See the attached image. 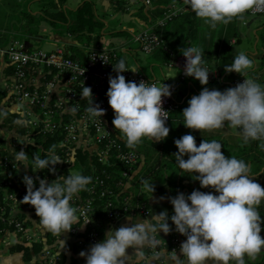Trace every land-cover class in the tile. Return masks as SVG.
Masks as SVG:
<instances>
[{
    "label": "clouds",
    "instance_id": "1",
    "mask_svg": "<svg viewBox=\"0 0 264 264\" xmlns=\"http://www.w3.org/2000/svg\"><path fill=\"white\" fill-rule=\"evenodd\" d=\"M184 3L212 29L234 19L243 20L249 12H264V0H184ZM180 51L185 58L184 75L205 86L182 110L184 127L198 132L213 131L224 128L227 123L231 129L238 130L237 135L244 144L264 141V85L244 78L223 91L209 90L206 85L210 71L205 67L202 48L191 46ZM253 67L254 61L240 52L224 70L246 77ZM113 71L116 76H109L106 96L114 113L111 121L114 129L119 130L126 145L133 149L143 138L151 143L163 142L170 132L166 125L169 112L163 108V99L172 95L171 86L163 82L158 86L144 80L126 81L121 73L137 71L129 70L123 59ZM82 97L88 99L86 112L91 118L100 119L105 115V110L93 103L90 87H83ZM174 144L177 152L173 157L179 168L193 173L201 188L212 191L193 190L189 195L178 193L168 197L173 210L171 216L167 210H162L151 213L150 218L126 217L125 224L109 229L103 240L93 244L87 252L79 253L86 264H132L133 257L141 256L146 247L159 248L162 242L165 245L159 233L167 236L173 231L172 226L186 237L179 246V254L176 252L172 257L175 264H229L230 261L245 264V257L255 260L264 251L261 235L264 219L258 211L264 201V187L250 175L251 165L235 156H225L217 140L202 139L197 146L195 136L185 134ZM258 146L264 150V142ZM55 147L49 149L45 158L33 157L35 171L47 169L55 174V166L64 162L55 154ZM15 160L28 168V155L23 149L15 152ZM22 182L26 187L22 204L34 208L44 229L60 237L79 224L80 210L71 202L88 190L92 177L74 171L67 176H57L50 183L28 175L22 177ZM144 188L151 196L155 192L154 184L149 181H144ZM60 244L62 249L66 248L65 240L60 239ZM130 248L133 249L131 256Z\"/></svg>",
    "mask_w": 264,
    "mask_h": 264
},
{
    "label": "built area",
    "instance_id": "2",
    "mask_svg": "<svg viewBox=\"0 0 264 264\" xmlns=\"http://www.w3.org/2000/svg\"><path fill=\"white\" fill-rule=\"evenodd\" d=\"M132 1L146 6L151 5L150 0ZM189 12L191 9L185 5L184 1L169 3L163 14L155 20L153 26H147L135 35V41L140 51L145 55H150L160 45L156 28H162L174 18ZM251 14L262 15L264 12ZM79 47L82 58L69 54L65 45H56L55 49L45 51L41 46H27V42L21 39L13 40L1 50L6 66L11 68V72L4 79V87L0 89V92H3L1 110L7 113L4 118L16 120L24 131L22 133L19 126L6 127L11 132L8 138L16 137L24 142H29L33 141L31 135L35 133L57 137L55 145L59 149V153L55 152V154L64 162L55 166V174L45 169L43 179L49 183L57 176H64L61 166L70 165L76 159V150L81 149L95 154L97 160L102 164H109L113 160L121 163L123 166L121 175L124 179L121 185L127 187L138 169L140 155L133 148H124L110 125L108 120L110 106L106 96L109 87L108 78L116 76L113 67L119 60H124L121 49L104 46L100 42H84ZM176 60L182 66L179 75V81H181L187 77L183 71L185 58L181 56ZM126 67L129 70L137 71L121 73L125 76L126 81L139 83L144 80L150 84L156 83L158 86L163 82L171 86L172 95L163 99V108L169 112L170 118V114L177 108L174 101L177 83L151 79L128 64ZM205 67L210 71L209 81L222 79L217 68L206 62ZM243 79L233 81L232 87L241 83ZM84 86L91 88L93 103L99 104L105 110V115L100 119L99 117L91 118L86 112L89 102L88 99L82 97ZM16 146V143L10 144L8 153L0 155V234L14 233L19 240L30 241L32 237L27 232L25 220L17 212L18 207L27 204H22L21 201L26 194V187L13 175L14 169L21 168L15 160V152L20 151L16 150ZM10 154L13 157H10ZM37 173V171L33 173L26 171L25 175L28 174L35 179ZM101 182L95 178V181L88 186V192L93 193L96 185ZM99 194L105 196V191L102 190ZM71 203L80 210L78 212L80 222L73 227L72 232L78 233L79 229L84 231L91 226L90 222L80 227L91 220L89 212L92 208L91 200L81 197L79 194L74 197ZM111 204L109 201L108 205L111 206ZM149 212L147 202L131 204L130 199H125L122 206L110 209L108 213L109 225H114L121 215L147 216ZM172 227L170 247L172 251H176L182 243V238L175 231L174 226ZM99 241L100 237L97 231L91 227L84 235L78 233L74 245L80 249V252H87L93 244ZM149 251L151 254H157L159 249L149 247ZM59 259V251L53 246H48L42 250L35 264H57ZM75 264H86V262L84 258L80 257Z\"/></svg>",
    "mask_w": 264,
    "mask_h": 264
},
{
    "label": "crops",
    "instance_id": "3",
    "mask_svg": "<svg viewBox=\"0 0 264 264\" xmlns=\"http://www.w3.org/2000/svg\"><path fill=\"white\" fill-rule=\"evenodd\" d=\"M17 0H0V49H4L9 43L15 39H21L30 44L31 46H41V39H45V33L49 32V36L45 39L46 42L53 45H65L67 52L75 57L82 58V53L79 45L84 43L78 41L74 35L67 31H64L60 27L51 26L50 30L45 27H38L39 31L35 34L26 35L25 38H19L18 31H16L15 26H19L22 20L15 19L14 13L12 11L22 10L23 8L28 9L32 14H41L39 9V0H30L28 3L20 2L19 8H13L14 2ZM84 0H64L61 4L62 11L67 17L68 11L73 13L78 6ZM93 3L94 13L97 19L102 21L103 27L101 29V37L99 42L104 46L117 47L121 49V54L133 68L138 69L144 73L147 77L151 79L161 80L164 82H179V75L182 71V66L177 62V58L183 56L180 49H187L191 46H198L204 51L203 60L209 62L213 65H221L223 68V73L221 75L222 80L228 84L231 83L230 77H225L224 67L231 65L236 55L240 52L246 53L250 59L254 61V67L248 71L247 76L244 78H252L256 82L264 85V47L259 40V34L264 28V14L262 15H252L250 12L245 14L243 20L234 19L227 25L220 24L216 29H212L208 24H206L202 19H199L191 11L184 15H180L177 19V24L173 30L177 33L172 35L171 32L162 37L161 42L169 44L177 49V54L172 59L170 63H161L158 61L156 55H145L143 54L137 42L135 41V35L147 27L144 24L139 29V17L135 14L138 4L132 0H89ZM13 2V3H12ZM12 3V4H11ZM122 4V5H121ZM21 18V17H20ZM20 20V21H19ZM46 22V21H41ZM48 23V22H47ZM143 24V22H141ZM244 25L247 31L252 33L255 37L254 50H243L239 47L238 42L243 37L240 32V26ZM118 31H122L118 34H114ZM8 36L7 42L4 41V37ZM184 36L185 38H179L176 40V36ZM32 39L36 40L35 43ZM183 41V42H182ZM5 59L0 60V89L4 87V79L9 74L6 71ZM235 73V72H232ZM237 74V73H235ZM239 75V74H238ZM191 84V82H189ZM3 85V87H2ZM232 87L231 84L229 88ZM201 89H192L187 92L190 99L194 95H198ZM1 109V101H0ZM7 119L4 115H0V138L7 142L10 133L6 127L9 128ZM196 137L201 139L205 138H216L225 141L226 145L229 147H236L243 142L241 136L237 135L238 130H233L227 132L225 130H213V131H193ZM2 133V135H1ZM197 146L200 142L196 141ZM23 167V166H22ZM73 172V171H72ZM25 173L22 175V177ZM28 175V174H26ZM21 177V179H22ZM193 186V185H192ZM189 186V189H192ZM151 196V195H150ZM148 197L147 204L150 212L147 216L139 215H121L118 217L114 225H108L103 230V235L100 241L103 240L105 233L109 229L117 228L125 224L126 217L134 216L140 218H150L151 213H159L162 210H167L168 215H172V211L169 208L168 197L159 194H153ZM163 196L165 199L161 200L160 197ZM16 211V209H15ZM17 212L20 217L25 220V225L28 234L32 237L30 241H21L14 233H4L0 234V264H35L40 256L41 251L35 249L33 243H37L41 246L42 250L48 246H53L59 251L63 256L64 264H75L78 258H80V249L74 245L78 233L82 231L79 229L78 233H64L60 237L53 235L51 232L47 231L40 224L39 218L35 215V210L32 206L26 205L23 207H18ZM170 224V220H169ZM75 225H73L74 227ZM159 237L165 241V245L162 242L161 247H159V252L157 254H151L149 247L143 249L141 256H134L132 264L146 263V264H175L172 257L179 254V249L172 251L170 247V237L171 233L165 236L162 232L159 233ZM158 238V237H157ZM60 239L66 241V248L62 249L60 244ZM159 239V238H158ZM186 237H182V242ZM9 252V255H5L4 252ZM128 254L133 255V249H128ZM183 259V258H182ZM229 263H234L230 261Z\"/></svg>",
    "mask_w": 264,
    "mask_h": 264
},
{
    "label": "trees",
    "instance_id": "4",
    "mask_svg": "<svg viewBox=\"0 0 264 264\" xmlns=\"http://www.w3.org/2000/svg\"><path fill=\"white\" fill-rule=\"evenodd\" d=\"M28 3L30 0H17L12 5L13 8H19L20 2ZM64 0H39V9L41 14H32L28 9L23 8L22 10L12 11L14 13L15 19L22 20L19 26H15L16 31H18L19 38H25L26 35L37 33V27L41 21H46L53 27H60L64 31L69 32L74 35V37L80 42H93L99 43V38L101 37V29L103 27L102 21L96 18L94 13L93 3L89 0H84L78 8L72 13L71 17H67L62 11L61 4ZM184 0H150L151 5L146 6L141 3H137L135 14L141 19L148 22L147 26H153L155 20L163 14L165 7L172 2H182ZM13 3V2H12ZM11 3V4H12ZM122 5V4H121ZM179 17V16H178ZM178 17L174 18L170 23L166 24L162 28H156V33L160 39V45L151 53L156 55L158 61L161 63H170L172 59L177 54V49L169 44L161 42L162 37L165 38L168 33L171 32L177 35L179 32H175L173 27L175 23L177 24ZM19 20V21H20ZM37 26V27H36ZM36 27V28H35ZM122 31H118L114 34H118ZM175 36V35H174ZM179 38H185L184 36H176V40ZM8 36L4 37V41L7 42ZM259 40L264 47V28L259 34ZM183 42V41H182ZM264 57V53H263ZM126 64L127 60L124 58ZM208 63L210 66L217 68L222 75L223 66L213 65ZM7 73L11 72L10 67H6ZM225 77L231 78L232 82L244 78L241 75L235 73H225ZM191 82V84H189ZM230 84L226 83L224 79L222 80H211L208 82L206 87L209 90L217 89L223 91L229 88ZM201 89L199 81L192 78L186 77L177 83V88L174 93V101L177 104V108L170 114V118L166 123L169 127L170 132L168 137L163 142H153L147 138H143L142 142L134 149L139 155V165L135 174H133L131 180L127 187L122 186L121 183L124 180L121 172L123 166L121 163L113 160L109 164H102L97 160V157L93 153H89L88 150L78 149L75 152L76 159L68 166L62 165L61 169L64 171V176L72 173V171H79L84 175L92 177V184L95 178L101 180L102 182L97 184L93 193L87 191H82L79 193L81 197H87L91 200L92 208L90 212L91 226L87 227L82 231L81 235H84L92 227L97 231L98 236L101 238L103 235V230L109 225L110 217L108 213L110 209L115 206H122L125 199H130L131 204L147 202L148 197L151 195L149 191L144 188V181H149L155 186V192L153 194L164 195L167 197H175L178 193H183L185 189L192 186L193 190H199L203 192L212 191L211 189L201 188L197 180H195V175L193 173H188L181 170L173 157V154L177 152L174 141L179 139L185 134H191L193 136L194 132L190 129L184 127V118L182 115V110L188 106V101L190 100L189 94L187 92L192 89ZM3 97V92H0V101ZM7 113L0 109V115H5ZM13 116L17 117L15 114ZM114 118L113 110L110 108L108 111V120L112 128L114 129L111 121ZM9 128L14 126H19L22 133L24 132L21 124L17 123L14 119H7ZM116 135L121 140L124 148H128L125 139L119 130L114 129ZM33 141L24 142L16 137H9L7 142L0 138V155H6L8 153V146L10 144L16 143V150L23 149L28 155V168H17L13 170V175L16 176L20 182H22V175L27 171L28 173H33L35 168L33 166V157L39 155L41 158H45L49 149L55 145L57 137L50 135H42L35 133L31 135ZM196 141L201 142V138L196 137ZM204 140L211 141L217 140L222 144V152L225 156H235L238 159L244 160L246 163L251 165L250 175L254 176L256 182H258L262 187H264V150H261L258 146L263 141H249V143L244 144L243 142L236 147L232 148L226 145L225 141L216 138H205ZM56 146V145H55ZM55 152L59 153L57 146L55 147ZM10 157H13L11 154ZM187 159V156L184 157ZM37 177L43 179L45 170L37 171ZM6 177V176H4ZM89 184V185H90ZM38 185V183L36 184ZM88 185V186H89ZM39 186V185H38ZM87 186V187H88ZM105 191V196H100L99 192ZM152 194V195H153ZM111 201V206L108 202ZM170 210H172V205H169ZM258 211L262 219H264V201L258 207ZM171 224V221H170ZM264 228V225H262ZM264 236V231L261 233ZM181 237H183L181 235ZM35 245V246H34ZM36 250L42 252V248L39 244L33 243ZM262 252L261 258L246 262L245 264H264V251ZM60 259L57 264H64L63 256L59 253Z\"/></svg>",
    "mask_w": 264,
    "mask_h": 264
},
{
    "label": "rangeland",
    "instance_id": "5",
    "mask_svg": "<svg viewBox=\"0 0 264 264\" xmlns=\"http://www.w3.org/2000/svg\"><path fill=\"white\" fill-rule=\"evenodd\" d=\"M68 15L72 16V13H71L70 11H68ZM139 20H140V23H139V25H140V26H139V29H140V27H142L144 24H148V22L145 21V20H143V19H141V17H139ZM141 22H143V24H142ZM36 27H37V26H36ZM36 27H35V28H36ZM38 27H45V28H47L48 30H50V28H51V26H50L47 22H40V24L38 25ZM38 27H37V29H38ZM38 31H39V29L37 30V32H38ZM240 32L242 33V36H243V37H242V38L240 39V41L238 42L239 47H240L241 49H243V50L253 51V50H254V44H255V41H254L255 37H254V35H253L252 33L248 32L246 26H244V25H241V26H240ZM44 36H46L45 39H47L48 36H49V32H48V33H45ZM45 39H41V41H40L43 50H45V51H50V50H53V49L56 48L55 45H53V44H49V42H46ZM32 40H33L35 43H37L36 40H34V39H32ZM1 50H3V49H0V60L3 61L5 58H4V55L1 53ZM2 87H3V85H2ZM221 130H225V131H227V132L229 133V132L233 131L234 129H231L230 127H228V125H227V123H226L225 126H224V128H222ZM1 135H2V133H1ZM73 172H74V171H73ZM191 192H192V190L189 189V188H187V189L184 190L183 193H184L185 195H189ZM172 214H173V212H172ZM181 238H182V237H181ZM4 254H5V255H9V252L5 251ZM261 256H262V252L259 254V256L257 257V259L261 258ZM257 259H255V260H257ZM245 261H246V262H250V261H253V260H251V259L245 257ZM8 264H9V263H8ZM11 264H12V263H11ZM229 264H232V263H229ZM233 264H234V263H233Z\"/></svg>",
    "mask_w": 264,
    "mask_h": 264
},
{
    "label": "water",
    "instance_id": "6",
    "mask_svg": "<svg viewBox=\"0 0 264 264\" xmlns=\"http://www.w3.org/2000/svg\"><path fill=\"white\" fill-rule=\"evenodd\" d=\"M27 46H31L30 44H27Z\"/></svg>",
    "mask_w": 264,
    "mask_h": 264
}]
</instances>
